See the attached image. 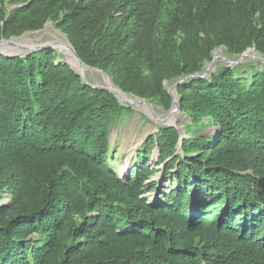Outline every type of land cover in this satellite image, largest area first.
I'll return each mask as SVG.
<instances>
[{"label":"trees","instance_id":"trees-1","mask_svg":"<svg viewBox=\"0 0 264 264\" xmlns=\"http://www.w3.org/2000/svg\"><path fill=\"white\" fill-rule=\"evenodd\" d=\"M49 20L85 64L167 110L164 82L200 73L219 47L264 55V0H0V40ZM177 93L184 136L158 127L124 178L111 132L132 107L51 47L0 54V264H264V65Z\"/></svg>","mask_w":264,"mask_h":264},{"label":"rangeland","instance_id":"rangeland-1","mask_svg":"<svg viewBox=\"0 0 264 264\" xmlns=\"http://www.w3.org/2000/svg\"><path fill=\"white\" fill-rule=\"evenodd\" d=\"M6 5L8 6L10 10V8L14 6L15 4L10 5L6 1ZM169 19H170L169 14L168 12H166L163 17V20L167 21ZM58 32L61 34V36L64 37L65 40L66 39L69 40L67 35L60 28L57 27L56 22L53 20H49L45 24V26L40 30L29 31V32L24 33L21 36H14L9 39H6V38L4 39L13 40V39L23 38L27 36V37H30L35 43L47 44L48 41L50 42L55 39V35H59ZM56 52L58 54V61L64 64H68L67 57L57 50ZM245 52H246L245 56H242V54L241 55H231L225 47H219L213 52V59L205 64V66L203 67V69L201 70L199 74L205 75L206 77H210L211 73L215 72L217 69L223 66L235 67L239 64H246V63L264 65V55L258 53L255 50V48H250L246 50ZM217 57H218V61L217 63H215ZM232 62H239V63L237 65H234L232 64ZM68 65L71 66L74 70H76L72 65L70 64ZM209 66H212L213 68L209 70ZM105 76L111 78L107 73H105L104 71L100 69L99 70L91 69L85 72V81L86 83L92 84L94 86H105L104 85ZM184 78H186V76L181 77V79H184ZM181 79L179 78V79H174V80H166L164 82V85L167 91L169 93L171 92L172 94H175L176 97H178V95L174 92V86ZM128 95H130L133 98L135 97L136 99L144 100L152 111L142 110L136 107L135 105L126 104L132 107L133 112L124 116L120 121H118L114 125L112 129V132H111L112 164L115 167V169L118 171V173L124 178L131 174L132 169H133V160L137 158V153L141 149L142 144L145 141V138L147 136H149L150 134H154L157 131V128L160 126H171V125L177 126L181 134L184 136L183 125L188 119L181 112V109L178 108V111L181 114V119L177 123H173V124L163 123L162 124L157 120L156 114L159 116L167 115L171 111L173 105L171 106L169 110H167L164 108L163 105H161L160 103L156 101H150L144 98L133 96L131 94H128ZM191 122L192 121H190V123ZM205 131L207 134H213L216 131V127L207 126ZM132 148H135V149L131 151ZM156 155L157 153L155 150L153 152V157H152L153 159L151 160L150 165L152 168H161L162 167L161 165L160 166L156 165V162H157ZM153 179L161 181L163 177H161L160 174H157L153 177ZM163 181H164L163 182L164 186L167 187L166 181L165 180ZM166 187H164V189H166ZM9 201H10V198L8 197V195L4 194L3 198L0 199V205L7 204L9 203Z\"/></svg>","mask_w":264,"mask_h":264},{"label":"bare ground","instance_id":"bare-ground-1","mask_svg":"<svg viewBox=\"0 0 264 264\" xmlns=\"http://www.w3.org/2000/svg\"><path fill=\"white\" fill-rule=\"evenodd\" d=\"M47 44H51L52 46H54L56 48L57 51L64 54L67 57V61L76 70H78L80 72H84V73L87 70H89L87 68L86 64L84 62H82V60H80L78 58V56L76 55V53L74 52L70 41L67 39L65 40L64 37L61 36L60 33H59V35H55V39L50 41V42L48 41ZM39 45H41V44L33 42V40L27 36L23 37V38L9 40V41H2V42H0V54H3V53L8 54V55H10V54H23L26 51H28L32 48H35ZM218 57H217L215 63H217ZM227 62H228V60H227ZM212 68H213L212 66H209V70H211ZM104 85L106 87H108L111 91H113L116 95H118L124 103L135 105L136 107H138L142 110L152 111L144 100L136 99L135 97L133 98L128 94H124L122 92V89L120 87H118L111 78L105 76V84ZM175 100H177L176 95H175ZM154 117H155V115H154ZM156 118L162 124L163 123L164 124L177 123L181 119V114L178 111L177 103L174 104L173 108L171 109V111L167 115L159 116L156 114ZM135 148H136V146H135ZM135 148H132L131 151H133Z\"/></svg>","mask_w":264,"mask_h":264},{"label":"water","instance_id":"water-1","mask_svg":"<svg viewBox=\"0 0 264 264\" xmlns=\"http://www.w3.org/2000/svg\"><path fill=\"white\" fill-rule=\"evenodd\" d=\"M16 7V5H14V6H12L11 8H10V10H12L13 8H15ZM2 41H9V40H6V39H4V38H2L1 40H0V42H2ZM45 47H51V48H53L54 50H56V48L54 47V46H52L51 44H41V45H39V46H37V47H35V48H32V49H30V50H28V51H26L25 53H23V54H10V55H8V54H5V53H3L2 55H5V56H18V55H20V56H25V55H27V54H29V53H31V52H34V51H37V50H40V49H42V48H45ZM72 48H73V50H74V52L76 53V51H75V49H74V47L72 46ZM76 55L78 56V58L80 59V60H82L80 57H79V55L76 53ZM246 55V52H244L243 54H242V56H245ZM82 62H84L83 60H82ZM85 63V62H84ZM239 62H232V64H234V65H237ZM68 64H70L69 62H68ZM71 65V64H70ZM86 66H87V68L89 69V70H93V69H97V70H99L98 68H93V67H91V66H89V65H87L86 64ZM77 72L81 75V77L83 78V80L85 81V73L84 72H80V71H78L77 70ZM212 74V73H211ZM189 77H206L205 75H201V74H199V73H196V74H193V75H190V76H187L186 78H184V79H181L180 81H178L176 84H175V86H174V92L178 95V93H177V86H178V84L179 83H181V82H183L184 80H186L187 78H189ZM86 82V81H85ZM88 84V83H87ZM94 86V85H93ZM94 87H97V88H100V89H103V90H108V91H110L111 93H113L116 97H117V99L120 101V102H122L123 104H126V103H124L122 100H121V98L118 96V95H116L113 91H111L108 87H106V86H94ZM122 92L124 93V94H127L126 92H124L123 90H122ZM170 95L172 96V105L174 106V104L175 103H177V108H180V104H179V99H178V97H177V100H175V95L174 94H172L171 92H170ZM173 106H172V108H173ZM171 126H175V125H171ZM175 127H177V126H175ZM183 136V135H182Z\"/></svg>","mask_w":264,"mask_h":264}]
</instances>
